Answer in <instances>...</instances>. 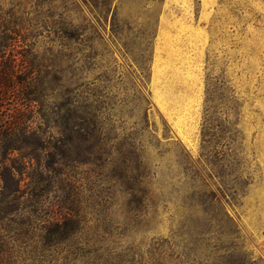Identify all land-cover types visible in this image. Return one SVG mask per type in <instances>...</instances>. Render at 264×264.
<instances>
[{"label": "rangeland", "instance_id": "374dc122", "mask_svg": "<svg viewBox=\"0 0 264 264\" xmlns=\"http://www.w3.org/2000/svg\"><path fill=\"white\" fill-rule=\"evenodd\" d=\"M0 35L98 126L29 264H264V0H0Z\"/></svg>", "mask_w": 264, "mask_h": 264}, {"label": "trees", "instance_id": "16d2710c", "mask_svg": "<svg viewBox=\"0 0 264 264\" xmlns=\"http://www.w3.org/2000/svg\"><path fill=\"white\" fill-rule=\"evenodd\" d=\"M18 41L0 35V264L36 262L38 256L54 251L59 236L68 233L75 200H71L73 189L63 184L62 175L76 162V154L91 149L93 145L86 144L98 127L73 97L47 112L50 107L45 103L48 94L41 66L16 48ZM27 178V187H23ZM29 185L34 186L30 193ZM50 195L56 201L39 205L42 211L48 207L52 211L38 230L33 219L40 215L35 214V206ZM31 230L28 239L38 230L34 243L26 239Z\"/></svg>", "mask_w": 264, "mask_h": 264}]
</instances>
